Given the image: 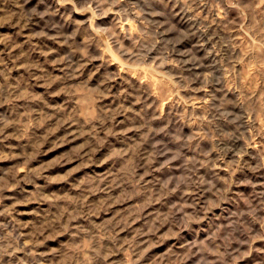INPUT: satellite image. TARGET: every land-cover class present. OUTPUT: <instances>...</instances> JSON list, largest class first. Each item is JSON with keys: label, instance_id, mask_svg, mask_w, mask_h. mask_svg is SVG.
Here are the masks:
<instances>
[{"label": "rangeland", "instance_id": "rangeland-1", "mask_svg": "<svg viewBox=\"0 0 264 264\" xmlns=\"http://www.w3.org/2000/svg\"><path fill=\"white\" fill-rule=\"evenodd\" d=\"M0 264H264V0H0Z\"/></svg>", "mask_w": 264, "mask_h": 264}]
</instances>
